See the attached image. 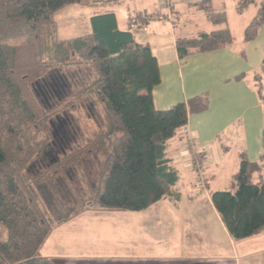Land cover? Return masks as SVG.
<instances>
[{"label":"trees","instance_id":"1","mask_svg":"<svg viewBox=\"0 0 264 264\" xmlns=\"http://www.w3.org/2000/svg\"><path fill=\"white\" fill-rule=\"evenodd\" d=\"M98 1L102 0H0V223L8 231L7 240H0V264H53L41 255L43 245L54 229L84 212L67 207L64 186L52 180L50 172L36 178L29 174L32 164L44 158L50 141L46 114L29 88L51 64L78 59L96 75L82 94L90 93L103 106L109 130L95 143L103 147L105 159L98 186L83 206L89 209L141 212L172 195L179 174L166 158L167 144L188 124L190 114L208 108L207 97L200 96L156 111L158 61L149 46L136 42L131 30L119 29L114 13L93 16L91 33L56 41L58 11ZM196 6L209 22L225 27L179 40L181 58L224 48L234 40L224 11H214L211 0ZM251 6L258 12L246 28V42L255 40L264 26V0H238L237 10L243 13ZM51 48L55 54L48 53ZM77 155L81 153L69 157L71 164ZM260 171L258 163L242 157L235 190L212 195L236 241L264 233V178L254 182Z\"/></svg>","mask_w":264,"mask_h":264},{"label":"crops","instance_id":"2","mask_svg":"<svg viewBox=\"0 0 264 264\" xmlns=\"http://www.w3.org/2000/svg\"><path fill=\"white\" fill-rule=\"evenodd\" d=\"M202 1L102 0L85 5L96 6V15L114 13L120 30H131L138 44L150 47L161 75L153 91L156 111L200 96L207 97L209 105L202 113L190 114L188 124L167 144L166 158L179 174L172 195L141 212L89 209L73 217L52 231L40 251L53 264H183L184 244L194 255L213 253L201 264H241L231 256L236 240L215 209L212 195L235 190L242 157L258 163L261 171L256 175L264 178V26L255 40L246 42V28L258 8L239 13L238 0H232L235 22L245 20L238 40L226 0H211L214 11L226 13L233 43L181 58L179 40L225 27L209 22L196 6ZM124 7L129 12L124 13ZM183 129L204 154L200 172L189 163L191 152L181 137ZM222 243L228 257L220 256Z\"/></svg>","mask_w":264,"mask_h":264},{"label":"rangeland","instance_id":"3","mask_svg":"<svg viewBox=\"0 0 264 264\" xmlns=\"http://www.w3.org/2000/svg\"><path fill=\"white\" fill-rule=\"evenodd\" d=\"M217 2L220 3L222 1L217 0ZM226 3H228L227 12L234 27V38L239 40L243 35L241 29L244 19L240 21V24H238V21L235 22L234 18L237 15L234 12L232 0H226ZM95 7L96 6L86 7L81 5H70L58 11L54 19L57 28V33L55 35L56 41L58 43L70 41L92 32L91 18L98 13V9ZM129 9L124 7V13L129 12ZM252 9H254V7H252L251 10ZM199 13L204 15L202 12ZM195 16L196 15H194V18ZM201 22H203L202 18ZM51 49L52 51L48 53H50V55L55 54L53 48ZM78 62V59H73L71 64L53 63L48 67L43 77L37 79L30 85L29 95H32L36 103L41 107L43 113L46 114L44 123L46 124V131L49 133L50 141L53 138V129L50 122H57V116L63 117L66 114L68 117L72 118V128L77 142L72 145V152L67 154L69 156L66 159L60 156V162L54 164L50 162L52 156L44 155L43 159L32 164L29 168V174L32 178H36L41 174H45V172H50V178L60 182L64 186L62 199L67 207L81 212L91 208L89 205L83 206L91 200L93 189L98 186L101 164L105 159L103 147L101 148V146L95 145V143L99 141V137L108 132L109 127L103 106L90 93L82 94L83 90H88L90 84L95 80L96 75L90 66L85 64L80 65ZM57 74L68 77L71 86L69 85L70 88L67 90L65 97L62 99H58L57 97V99L52 102H47L45 98L39 94V86L43 85L45 79L49 80L50 76ZM78 152L81 153V155H77L75 163L71 164V162H69V157L78 154ZM189 163L200 172V169L193 166L192 161H189ZM201 163H204V154H202ZM261 174L264 176V168ZM259 176L256 175L254 178L256 184L260 180ZM111 232L114 233L112 229ZM7 238L8 231L0 223V240L6 241ZM110 239L112 241L113 237L111 236ZM186 239L187 237H185V240ZM189 239L194 242V236ZM186 247L187 244H184L183 264H201L207 262V257L213 255V253L194 255V251L189 252ZM220 250V256L228 257V250L225 243L221 244ZM195 256L203 258H194ZM231 256L239 258L241 264L263 263L264 235L249 240L236 241V244L231 249Z\"/></svg>","mask_w":264,"mask_h":264},{"label":"flooded vegetation","instance_id":"4","mask_svg":"<svg viewBox=\"0 0 264 264\" xmlns=\"http://www.w3.org/2000/svg\"><path fill=\"white\" fill-rule=\"evenodd\" d=\"M70 83L68 77L62 74L52 75L49 80H44L43 85L39 86V94H41L47 102H52L53 100L62 99L65 97L67 90L70 88ZM72 118L68 115L63 117L57 116V122H50L53 131V138L47 146V151L45 155L52 156L51 163L57 164L60 162V156L66 159L71 153V147L77 140L74 137V130L72 128ZM58 155V156H57ZM55 156V157H54Z\"/></svg>","mask_w":264,"mask_h":264},{"label":"built area","instance_id":"5","mask_svg":"<svg viewBox=\"0 0 264 264\" xmlns=\"http://www.w3.org/2000/svg\"><path fill=\"white\" fill-rule=\"evenodd\" d=\"M168 2V0H166ZM181 137L184 138L187 141V144L189 146V152H191V161L193 166L201 170V158L203 152H200L197 146L195 147V139L190 136V133L187 129H183L181 132Z\"/></svg>","mask_w":264,"mask_h":264}]
</instances>
